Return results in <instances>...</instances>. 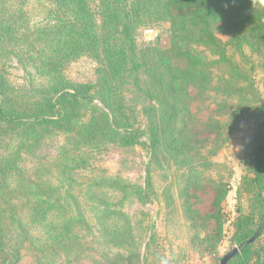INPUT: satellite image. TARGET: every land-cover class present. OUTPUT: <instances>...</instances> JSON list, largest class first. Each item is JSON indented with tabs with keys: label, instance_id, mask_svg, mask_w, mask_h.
<instances>
[{
	"label": "rangeland",
	"instance_id": "374dc122",
	"mask_svg": "<svg viewBox=\"0 0 264 264\" xmlns=\"http://www.w3.org/2000/svg\"><path fill=\"white\" fill-rule=\"evenodd\" d=\"M3 1L6 10L19 3V0ZM236 2L243 9L242 17H247L242 28L227 29L223 25L225 16L219 18L220 25H212L204 16L189 19L186 30L174 38L170 19L160 6H155L150 17L140 19L126 7L117 27L106 30L102 27L105 20L100 13V0H88L99 45L95 51L84 52L68 62L63 75L73 84L93 87L89 94L92 102L82 106L79 120L69 131L48 134L32 153H23L17 164L20 175L9 179L14 193L22 192L20 184L27 185L26 180L33 183L30 189L33 192L38 189L35 186L43 187L41 182L47 186L53 181L51 165L61 162L65 153L83 150L87 164L71 174L75 182L68 195L71 199L62 192L57 194V199L67 211L72 212L76 207L85 219L86 228L78 233L79 239L73 240L74 248L35 256L24 247L21 262L10 257L6 264H139L132 256L138 254L142 262L152 234L157 239L155 242L165 244L166 256L171 253L183 257L179 264H220L233 249L238 250L235 256L241 254L233 224L243 217L250 226L249 216L257 213L254 208L259 202L256 192L246 184L242 187V181L250 179L252 174L254 162L250 160L256 155L264 158V0ZM131 3L134 1L129 0L126 6ZM146 30L151 33L145 34ZM173 38L178 47L174 46ZM157 50L169 54L170 63L177 69L189 63L190 68L203 72L206 80L181 83L186 92L169 98L167 70L157 64ZM13 51L14 54L1 58L2 68L12 88H24L29 80L26 71L31 73L29 62L26 55L21 60V51ZM106 85L111 86V93ZM180 99L189 105L190 123L195 120L199 125V136L191 133L186 141L202 140L199 132L211 131L207 119L215 115V122L223 132L215 144L211 134L207 144L204 141L201 148L190 149L184 156L174 154L163 159L160 154V165L151 173L154 182L151 202L138 200L133 191L144 188L152 155L165 149L164 141L181 127ZM219 103L226 106L223 111H215ZM236 110L241 115L237 122L232 120L235 128L230 129L228 123ZM101 114L107 117L113 134L106 133L101 144L83 145L77 128ZM7 144V140L0 141V146ZM257 166L264 170V164ZM190 171H196L198 183L211 182L208 187L215 182L228 184V193L220 205L222 237L214 254L203 253L198 243L191 244L194 233L185 217L181 197V188ZM258 192L261 199L264 189L259 188ZM200 197L203 212L212 210L211 188L200 192ZM169 209L174 214L169 216ZM176 219L178 224L174 225ZM254 219L258 217L255 215ZM252 224L251 229L255 230V222ZM126 227L132 231L133 246L124 236L121 246L113 241L120 248L115 247L110 241L112 233ZM17 236L13 231L14 239ZM256 237L255 234L249 237L247 245H253L263 262L260 264H264V232ZM116 254L127 259L121 262L109 257ZM254 260L253 256L248 264H255Z\"/></svg>",
	"mask_w": 264,
	"mask_h": 264
},
{
	"label": "trees",
	"instance_id": "16d2710c",
	"mask_svg": "<svg viewBox=\"0 0 264 264\" xmlns=\"http://www.w3.org/2000/svg\"><path fill=\"white\" fill-rule=\"evenodd\" d=\"M128 1L100 0V13L105 20L102 27L106 30L115 29L126 7L135 14L136 19H140L143 16L150 17L155 11V6H160L161 11L170 19V30L174 38L186 30L189 19L205 16L212 25H220L219 18L225 16L223 25L230 30L242 28L247 22V17H242L243 9L237 4V0H133L134 3L126 6ZM4 7V1L0 0V141L7 140L8 143L0 146V264H6V259L10 257L17 263L21 262L24 247L35 256L74 248L73 240L79 239L78 233L82 228H86L85 219L77 208L74 207L72 212L67 211L57 199V194L61 192L71 199L68 195L73 191L75 184L71 174L87 164V154L83 150L77 153L73 151L69 155L65 153L61 162L51 165L55 174L53 181H49L47 186L41 182L43 187L35 186L38 189L33 192L30 190L33 183L26 180L27 185L20 184L22 192L14 193L9 179L12 175H20L17 164L23 153H32L48 134L59 130L69 131L79 120L78 112L82 106L92 102L89 94L93 87L71 83L64 77L63 68L84 52L95 51L99 45L88 0H19L18 6H13V9L6 10ZM33 19L35 22H32ZM252 20L250 16V22ZM252 29L256 31L255 27ZM174 38V46L178 47L179 43H176ZM9 48L11 50H8ZM13 50L23 53L21 60L24 55L27 57L29 65L26 66L31 70V73L26 71L29 78L28 87L12 88L5 78L1 58L14 54ZM182 53L189 54L186 51ZM156 60L160 67L167 70L169 98L186 92L181 83L195 84L196 81L200 83L206 80L204 73L190 68L189 63L178 69L174 67L170 63V55L165 52L157 50ZM106 87L111 93V86ZM178 101L183 104L181 127L164 141L165 149L152 155L144 188H135L133 191L138 200L151 202L150 197H153L154 190L151 173L156 165H160V154L163 159L174 154L184 156L190 149L201 148L204 141L207 144L211 134L215 139L212 143L215 144L223 132V128L215 122V115L207 119L211 131L199 132L203 135L202 140L195 137L194 140L186 141L191 133L199 136V125L194 123L195 120L190 123L187 102L183 99ZM107 106L110 109V106ZM119 107L123 108L121 104ZM222 108H226L223 103L216 104L215 111H223ZM240 115V111L236 110L231 116L228 123L230 129L235 128L234 123ZM77 129L76 133L83 145L101 144L106 138V133L113 134L107 117L102 114L85 121ZM155 143L158 144L157 141ZM253 159L250 160L251 163L254 162V168L250 171L252 174L250 179L244 178L242 187L246 184L253 193L256 192L259 202L254 209L257 213L250 214V226L243 217L234 222L236 242L241 246L242 252L230 258L227 263L234 261L248 264L253 256L256 257L255 264L263 263L253 245H247L249 237L255 234L258 239L264 232V196L260 199L258 192L259 188L264 189V170L260 171L257 166L264 164V158L256 155ZM196 177V171H190L181 188L184 214L194 233L191 244L194 246L193 244L198 243L203 253L214 254L215 247L222 237L220 205L228 193V184L215 182L212 187H208L211 182L198 183ZM156 186L160 188L158 184ZM205 188H211L214 197L211 202L212 210L203 212L200 192ZM167 213L169 216L174 214L170 209ZM255 215L258 220L254 219ZM253 221L255 230L251 229ZM175 224H178L177 219ZM13 231H16L18 238L14 239ZM152 235L154 237H150L146 244L142 262L136 253L132 258L138 260L139 264H179L183 257L171 253L166 256L167 250L163 249L166 248L165 244L163 246L155 242V234ZM124 236L127 237L128 244L133 243L132 231L128 227L112 233L110 241H115L121 246ZM202 244L206 246L202 248ZM112 245L120 248L115 243ZM132 246L133 244L130 245ZM110 256L113 260L121 262L127 259V256L117 254Z\"/></svg>",
	"mask_w": 264,
	"mask_h": 264
},
{
	"label": "water",
	"instance_id": "95a60500",
	"mask_svg": "<svg viewBox=\"0 0 264 264\" xmlns=\"http://www.w3.org/2000/svg\"><path fill=\"white\" fill-rule=\"evenodd\" d=\"M249 242H251V240ZM237 253H238V250L233 249L230 253H228L222 258V260L220 261V264H227L229 259L235 256Z\"/></svg>",
	"mask_w": 264,
	"mask_h": 264
},
{
	"label": "built area",
	"instance_id": "2783aa9c",
	"mask_svg": "<svg viewBox=\"0 0 264 264\" xmlns=\"http://www.w3.org/2000/svg\"><path fill=\"white\" fill-rule=\"evenodd\" d=\"M144 33L149 34V33H151V30H146Z\"/></svg>",
	"mask_w": 264,
	"mask_h": 264
}]
</instances>
